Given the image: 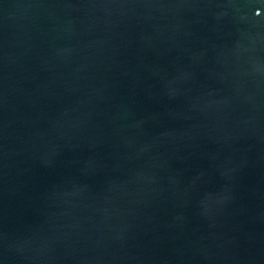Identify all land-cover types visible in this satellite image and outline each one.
<instances>
[{
  "label": "water",
  "instance_id": "1",
  "mask_svg": "<svg viewBox=\"0 0 264 264\" xmlns=\"http://www.w3.org/2000/svg\"><path fill=\"white\" fill-rule=\"evenodd\" d=\"M0 264H264V0H0Z\"/></svg>",
  "mask_w": 264,
  "mask_h": 264
}]
</instances>
